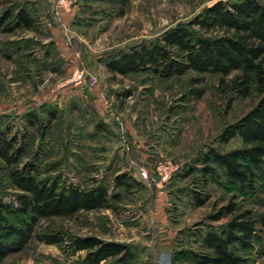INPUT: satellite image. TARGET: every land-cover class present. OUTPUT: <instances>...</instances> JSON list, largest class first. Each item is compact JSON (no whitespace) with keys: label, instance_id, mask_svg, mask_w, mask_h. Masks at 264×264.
I'll return each mask as SVG.
<instances>
[{"label":"rangeland","instance_id":"374dc122","mask_svg":"<svg viewBox=\"0 0 264 264\" xmlns=\"http://www.w3.org/2000/svg\"><path fill=\"white\" fill-rule=\"evenodd\" d=\"M216 1L70 0L58 5L57 0H0V16L22 8L33 18L30 28L0 30V137L17 138L15 145L23 149L19 164L33 162L38 179L58 187L103 185L108 194L106 207L41 218L37 234L60 232L127 243L121 241V225L130 232L128 214L141 210L152 216L150 211L161 204L159 213L174 230L170 238L167 227L158 228L155 220L154 227L140 230L151 239L149 247L129 242L131 260L122 263L113 257L100 264H158L155 254L161 241L169 242L162 244L160 257L166 255L170 264H196L194 256L207 252L204 234L231 217L214 221L210 215L233 202L237 212H252L256 230L249 250L242 252L237 245L232 250L241 252L244 264H264V162L254 171L252 187L228 179L215 164L205 174L201 163L208 150L243 146L239 137L220 143L217 136L256 103L258 94L236 97L212 73L189 71L162 78L149 71L112 73L106 67L112 57L156 41ZM51 27L60 30L57 35ZM63 48L75 53L72 62ZM68 65L70 73L64 69ZM77 69L85 74L81 86L68 83ZM37 93L43 98L36 105L32 96ZM159 161L178 166L159 185L167 191L162 203L155 200L157 186L143 183L136 173L137 165L152 168ZM119 174L125 176L123 186L114 183ZM19 192L0 159V198L16 205ZM197 199H204L203 205L197 206ZM85 252L32 239L0 264H81Z\"/></svg>","mask_w":264,"mask_h":264},{"label":"trees","instance_id":"16d2710c","mask_svg":"<svg viewBox=\"0 0 264 264\" xmlns=\"http://www.w3.org/2000/svg\"><path fill=\"white\" fill-rule=\"evenodd\" d=\"M11 19L10 26H4ZM33 18L24 9L0 16V30L10 32L17 27L30 28ZM197 30H196V29ZM112 73L149 71L162 78L181 76L189 71L212 73L222 77L221 85L236 97L258 94L256 103L235 122L226 125L217 141L227 143L239 137L243 146L226 152L208 150L201 160L202 171H214L215 164L224 175L241 186L252 187L255 169L264 162V3L260 0H218L205 7L186 23L176 24L148 45L130 49L106 63ZM230 78L224 82V78ZM201 92H197V97ZM35 124V123H34ZM17 138L0 137V159L9 170V179L20 192L16 205L0 198V261L19 252L36 239L48 244H63L71 252L86 251L81 264H100L116 257L126 263L134 255L129 243L105 241L96 236L65 237L60 232L37 234L41 218L72 216L80 210L107 206L108 194L103 185L82 189L68 184L58 187L53 181L38 179L37 167L31 161L19 164L23 149L15 145ZM125 176L114 177L116 186L125 185ZM204 199H197L201 206ZM231 216L221 226L208 230L202 245L207 252L194 256L196 264H244L241 252L252 247L256 220L248 209L236 210L228 202L210 218L218 221Z\"/></svg>","mask_w":264,"mask_h":264},{"label":"crops","instance_id":"0c3cea01","mask_svg":"<svg viewBox=\"0 0 264 264\" xmlns=\"http://www.w3.org/2000/svg\"><path fill=\"white\" fill-rule=\"evenodd\" d=\"M51 19L53 21H55L54 18L51 17ZM52 25L53 26L54 25L59 26L56 23H54ZM58 31H60V30L59 29L57 30L54 27H51V29H50V32L53 35H57L56 33H58ZM57 42L60 43L61 42V39H60V41H57ZM63 53H64V55H66V58H68V59L71 60V62L76 57L74 55L75 53L72 52L69 48H67V49L66 48H63ZM68 67H70V68H68ZM71 67L72 66H69L68 65L67 68H64V69L67 71V73H70V70L72 69ZM50 72H54V70L51 69ZM32 98H33V100L35 101V103L37 105L39 103V101H42L43 94L37 93L34 96H32ZM155 189H156L155 192H157L156 193L155 200L158 203H162L163 202V199L165 197L164 194L167 191L164 189V187H161L159 185L157 187H155ZM159 205H158V209H153V210L150 211V213L152 214V216H149V215L145 214V212H143L141 210H139L138 212L137 211L136 212L134 211L131 214H128L127 213L128 216H130V217H127V218H129V220L132 222V224L129 225V226H131L130 227V232L127 231V230H124V229H127V228L124 225H121L122 226L121 228L123 229L121 231V232H123V234H121V241H126L127 243L130 242V243H132V245H136L137 243H139L140 245H142V248H144L145 246H148L149 247L150 246V240L151 239L149 237H147V238L146 237H142L141 236V232L142 231H140V230H142V229L146 230L145 228L149 229V228L154 227L153 225H155V220H156V222L159 225L158 228L162 229L163 226H166L167 227V229L169 230V231L168 230L167 231H168L169 238H170L172 236L174 230L169 225V221L165 217L164 213L163 214L162 213H159L160 212V209L162 210V208H163L161 204H159ZM135 219H137V220L134 221ZM147 233L148 232H145V234H147ZM143 234H144V232H143ZM143 239H145V240H143ZM148 239H150V240H148ZM168 243L169 242H164V241L159 242V245L157 246V250H156V254H155L156 257H157V259H161V260L164 259L165 261L167 260V257H166L165 254H164L165 256H163V257H160V255H162V253H164L163 252V249H165V247L163 248L162 246L164 244H168Z\"/></svg>","mask_w":264,"mask_h":264},{"label":"built area","instance_id":"2783aa9c","mask_svg":"<svg viewBox=\"0 0 264 264\" xmlns=\"http://www.w3.org/2000/svg\"><path fill=\"white\" fill-rule=\"evenodd\" d=\"M58 5H66L70 0H57ZM86 82L84 70L77 69L73 72L72 77L68 83L81 86ZM91 86L96 84L95 79L90 78ZM178 169V166L169 161H159L155 163L154 167L149 168L146 165H137L136 173L143 183L151 185H162L168 181L171 175ZM158 264H170V262L157 260Z\"/></svg>","mask_w":264,"mask_h":264}]
</instances>
